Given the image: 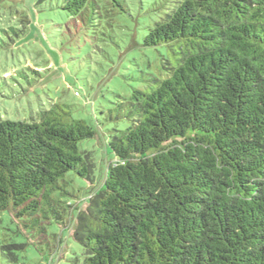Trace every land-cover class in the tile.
Instances as JSON below:
<instances>
[{
    "label": "trees",
    "instance_id": "trees-1",
    "mask_svg": "<svg viewBox=\"0 0 264 264\" xmlns=\"http://www.w3.org/2000/svg\"><path fill=\"white\" fill-rule=\"evenodd\" d=\"M89 2L34 7L76 18ZM143 45L173 60L120 104L130 125L109 135L110 164L80 149L97 127L67 103L0 118V212L68 228L82 264H264V0L167 1ZM3 248L18 264L25 245Z\"/></svg>",
    "mask_w": 264,
    "mask_h": 264
},
{
    "label": "rangeland",
    "instance_id": "rangeland-1",
    "mask_svg": "<svg viewBox=\"0 0 264 264\" xmlns=\"http://www.w3.org/2000/svg\"><path fill=\"white\" fill-rule=\"evenodd\" d=\"M167 1L118 0L117 5L90 0L75 18L51 5L38 11L35 0H7L0 10V29L18 31L0 43V118L30 122L42 107L67 103L77 118L97 127V136L82 142L80 149L93 151L98 167L110 164L109 135L130 125L120 104L134 89L145 90L153 75H162L163 57L173 60L165 47L143 45ZM84 188L86 182L79 178L70 187L79 197ZM15 244L25 245L14 250L18 264L83 261V248L68 228L53 224L41 232L40 225L25 227L10 211L0 212V264H10L3 247Z\"/></svg>",
    "mask_w": 264,
    "mask_h": 264
}]
</instances>
